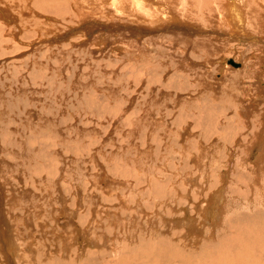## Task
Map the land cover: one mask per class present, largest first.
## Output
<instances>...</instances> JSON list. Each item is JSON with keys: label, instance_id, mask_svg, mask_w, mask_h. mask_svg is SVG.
Segmentation results:
<instances>
[{"label": "rangeland", "instance_id": "rangeland-1", "mask_svg": "<svg viewBox=\"0 0 264 264\" xmlns=\"http://www.w3.org/2000/svg\"><path fill=\"white\" fill-rule=\"evenodd\" d=\"M69 1H0V264H264L248 12L189 0L172 28L141 10L138 35L107 0Z\"/></svg>", "mask_w": 264, "mask_h": 264}, {"label": "bare ground", "instance_id": "bare-ground-1", "mask_svg": "<svg viewBox=\"0 0 264 264\" xmlns=\"http://www.w3.org/2000/svg\"><path fill=\"white\" fill-rule=\"evenodd\" d=\"M0 1H2V0H0ZM69 1V0H68ZM71 1V0H70ZM69 1V2H70ZM96 1V0H95ZM95 1H93L94 2V4H93V7H94V9H95V11L97 12V9L99 8V5H98V2L99 3H101V5L103 4V3H106V0H97L98 2H97V5H95ZM108 2H111L110 4H111V6H114V11L116 12V14H120V15H127V17H133V19L131 18V21H133L134 22V27H135V32H131L130 31V33H136V34H138V35H140L143 31L141 30V29H139V26H136L135 25V23H137V21L136 20H134L135 18L136 19H138L139 21H140V19H142L141 17L142 16H140V11L141 10H145V12L146 11H148L149 12V15H148V17L147 18H145V17H143V19L142 20H144L145 19V21H155L156 19H158V18H161V20H163V21H166L165 22V24L164 25H168L169 27H174L175 25L173 24V23H178L177 21L181 18V16L182 17H186V16H188V11H189V6H190V3H189V0H178V2H177V0H175V2H177V4H179V5H181L182 6V3H184L183 5V7L181 8V7H179L180 8V10H181V12H180V14L177 16V18L176 17H174L173 16V12L174 11H172L171 9H169L168 8V2H166V0H163V1H161V0H157L155 3L153 2V0H107ZM173 2H174V0H172ZM184 1V2H183ZM214 1V0H213ZM220 1V0H219ZM228 1V0H227ZM223 2L222 0H221V5L220 4H218V2H217V0H216V3L219 5V6H221L222 7V9H223V12H222V10L221 11H218V12H221V14H227L228 13V17H230V16H232V15H234V21H236V19H238V17H239V14H240V8L242 9V10H246L247 12H248V18H244V19H247L246 21H247V24H246V26H244V28H243V30L245 31V33H246V31L248 32V34H249V31L250 32H255V33H257V34H263L264 35V4L262 3V2H264V0H259V1H256V0H253V1H251V0H243V6H240V7H238L237 8V6H235L234 5V3H235V0H233L232 2ZM254 1H256V3H258L257 5H258V7H260L259 8V10L260 11H258V13L256 12V9H255V7H257V6H255L254 7V5H252L253 3H255ZM80 4H83V5H86L87 3H90L91 1L90 0H80ZM211 2H212V0H211ZM253 2V3H252ZM86 3V4H85ZM252 3V4H251ZM8 4V3H7ZM80 4H78V5H80ZM91 4V3H90ZM147 4H151V6L150 7H147L148 9H146L145 8V5ZM173 4H176V3H173ZM177 4L176 5H174L175 7H177ZM213 4H214V2H213ZM216 4V5H217ZM70 5V4H69ZM77 5V4H76ZM234 5V6H233ZM92 6V5H91ZM171 6V5H170ZM169 6V7H170ZM173 6V5H172ZM171 6V7H172ZM173 6V7H174ZM210 6H212V5H210ZM79 7V6H78ZM220 7V8H221ZM158 8V9H157ZM179 8H176V11L178 12V10H179ZM234 8V9H233ZM11 9V8H10ZM80 9V8H79ZM103 9V8H102ZM168 9V10H167ZM172 9H174V8H172ZM199 10V9H198ZM214 10H216L215 8H214ZM218 10H219V8H218ZM258 10V9H257ZM102 11V10H101ZM160 11V12H159ZM172 11V12H171ZM99 12V11H98ZM97 12V13H98ZM114 12V13H115ZM176 12V13H177ZM201 12V11H200ZM239 13V14H237V13ZM1 13H3V12H1ZM1 13H0V17H1ZM143 13V12H142ZM175 13V14H176ZM179 13V12H178ZM177 13V14H178ZM214 13H215V11H214ZM176 14V15H177ZM142 15V14H141ZM145 15H146V13H145ZM213 15V14H212ZM180 16V17H179ZM118 17V16H117ZM123 17V16H122ZM82 18V17H81ZM222 18H224V15H222ZM6 19V18H5ZM9 20V19H8ZM7 21V20H6ZM10 21V20H9ZM160 21V20H159ZM132 22V23H133ZM139 23V22H138ZM9 25V24H8ZM151 25V24H150ZM162 25V24H161ZM164 25H162V27H164L165 28V26ZM95 26H97V24H95ZM101 26H103V28H108L106 25H101ZM178 26V25H177ZM160 25H159V29H160ZM172 27V28H173ZM79 28V27H78ZM90 28V27H89ZM88 28V29H89ZM148 28V27H147ZM151 28H152V26H151ZM164 28H162V29H164ZM153 29V28H152ZM166 29V28H165ZM164 29V30H165ZM169 28L167 27V29L166 30H168ZM171 29V28H170ZM169 29V30H170ZM79 30H81V29H79ZM161 30V29H160ZM74 31V30H73ZM103 31V30H102ZM157 31V30H156ZM155 31V32H156ZM188 31V30H187ZM158 32V31H157ZM156 32V33H157ZM160 32V31H159ZM104 33H106V32H104ZM156 33H151L152 34V37H153V34H156ZM244 33V34H245ZM68 34H70V33H68ZM89 34H91V33H89ZM136 34H133V35H136ZM244 34H239V37L237 38V40L239 39V38H241V36H243ZM103 35V34H102ZM105 35H107V34H105ZM247 35V34H246ZM245 35V36H246ZM236 36V35H235ZM140 38H141V36H139ZM156 37V36H155ZM155 37H153V38H155ZM158 37V36H157ZM160 37V36H159ZM132 39V38H131ZM137 39V38H136ZM160 39V38H159ZM132 41V40H131ZM133 43V42H132ZM135 44V43H134ZM141 46H142V48L141 49H143V45L141 44ZM150 58V57H149ZM154 57H152V59H153ZM143 60V59H142ZM159 60V59H158ZM232 61V66L233 67H235V68H239V67H241V65L240 64H237V63H235L233 60H231ZM148 62H150V63H152L153 62V60H148ZM156 62H157V59H156ZM162 63V62H161ZM263 63V62H262ZM148 64V63H147ZM163 64V63H162ZM156 68V67H155ZM227 70V69H226ZM239 73V72H238ZM149 74H151V73H149ZM169 76V75H168ZM169 78V77H168ZM167 78V79H168ZM225 79L227 78V75L225 74V77H224ZM166 79V80H167ZM228 79V78H227ZM259 79V78H258ZM227 80H223V82L222 81H220V82H222V84L224 83V82H226ZM261 81V80H260ZM204 82V81H203ZM219 82V83H220ZM217 83V82H216ZM204 84V83H203ZM233 84V83H232ZM264 86V85H263ZM258 87V86H257ZM264 94V93H263ZM167 95V94H166ZM234 103H236V101L234 102ZM239 104V103H238ZM241 104V103H240ZM240 104H239V106H240ZM252 105V104H251ZM255 105V104H254ZM237 106V105H236ZM229 108V107H228ZM238 108V110L239 109H241V108H239V107H237ZM243 109H245V107L244 108H242L241 110H243ZM246 110V109H245ZM264 111V110H263ZM241 113H243V115H247V113L246 112H244V111H241L240 112V114ZM250 113V112H249ZM254 113V115L257 113L258 114V112H253ZM248 116H246V118H247ZM264 117V113H261V118H263ZM253 117H251V120H253L252 119ZM244 122V121H243ZM246 123V122H245ZM250 125V124H249ZM188 126V125H187ZM260 126H261V128H260V131L259 132H264V118L262 119V121H260ZM251 128V127H250ZM253 128V127H252ZM236 129V127L234 128L233 127V130H235ZM253 130V129H252ZM236 131V130H235ZM259 132H258V134H259ZM257 134V135H258ZM240 135V134H239ZM238 135V136H239ZM249 135V134H248ZM261 137H262V135H261ZM235 138H236V136H235ZM241 138V137H240ZM263 138H264V136H263ZM264 140V139H263ZM260 142H262V144H263V141L261 140V138H260V140L259 141H255V140H253V144H252V147H255V146H257V147H259L258 145L260 144ZM228 146V145H227ZM129 147V146H128ZM248 148V147H247ZM201 149V148H200ZM250 150V149H249ZM148 151V150H147ZM233 154V153H232ZM245 154H247V153H245ZM259 156H262V157H264V147H259ZM256 160H258V159H256ZM253 162V161H252ZM258 163H256V165L258 164V166H257V172L258 173H254L253 171H252V174L254 175V176H258V177H256V179H255V183H253V184H251V187H249V182L252 180H250V181H248V184L247 185H245L246 187L248 186L249 187V190L252 188V189H254V188H257L256 187V184H257V186L258 187H260L259 185V183H260V179H262L261 178V176H260V174H264V159H260V161H257ZM246 173H244V175H245ZM252 176V175H251ZM246 180V179H245ZM260 180V181H259ZM225 182V181H224ZM252 182H253V180H252ZM257 182V183H256ZM251 183V182H250ZM245 184V183H244ZM263 188H264V186H263ZM262 189V188H261ZM263 190V189H262ZM251 191V190H250ZM257 192H259V191H257ZM262 194V193H261ZM263 194H264V190H263ZM222 195V194H221ZM218 200H219V202L221 201L220 200V198L218 197ZM222 204V203H221ZM207 207V206H206ZM158 246V245H157ZM182 256V255H181ZM120 258V257H119ZM170 258V257H169ZM183 258V257H182ZM117 260V259H116ZM151 262V261H150ZM182 262V261H181ZM90 263H92V262H90ZM186 264V263H185Z\"/></svg>", "mask_w": 264, "mask_h": 264}, {"label": "water", "instance_id": "water-1", "mask_svg": "<svg viewBox=\"0 0 264 264\" xmlns=\"http://www.w3.org/2000/svg\"><path fill=\"white\" fill-rule=\"evenodd\" d=\"M229 64H232V61L231 60H229Z\"/></svg>", "mask_w": 264, "mask_h": 264}]
</instances>
